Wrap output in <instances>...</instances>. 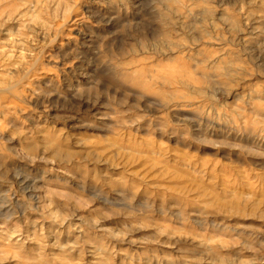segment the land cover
<instances>
[{
	"label": "rangeland",
	"instance_id": "374dc122",
	"mask_svg": "<svg viewBox=\"0 0 264 264\" xmlns=\"http://www.w3.org/2000/svg\"><path fill=\"white\" fill-rule=\"evenodd\" d=\"M10 86L0 264H264V0H0Z\"/></svg>",
	"mask_w": 264,
	"mask_h": 264
},
{
	"label": "bare ground",
	"instance_id": "6f19581e",
	"mask_svg": "<svg viewBox=\"0 0 264 264\" xmlns=\"http://www.w3.org/2000/svg\"><path fill=\"white\" fill-rule=\"evenodd\" d=\"M242 30V29H241ZM245 30V29H244ZM243 31V30H242ZM219 62V61H218ZM217 61H216V64L218 63ZM214 64H215V62H214ZM215 64V65H216ZM219 64V63H218ZM214 65V66H215ZM217 66H219V65H217ZM30 73L31 72H29V74L28 73H26V76H25V78H27V80H30V77L31 76H33V75H30ZM28 74V75H27ZM151 77V76H150ZM36 78H37V76H36ZM154 78H156V77H152L151 78V80L152 81H154V80H156V79H154ZM33 79H35V76H34V78H31V80H33ZM173 79V78H172ZM24 81H26V80H24ZM171 81H173V80H171L169 77H165V80H164V86L166 85V83H168V84H170L171 83ZM181 82V81H180ZM184 82V81H183ZM144 83L146 84H149L150 85V83L148 82V81H144ZM184 85V84H183ZM170 86H171V84H170ZM10 88H12V86H10V87H0V91L1 90H10ZM165 88V87H164ZM172 88V87H171ZM11 91V90H10ZM8 92V91H7ZM23 95V94H22ZM24 98V95L22 96V98L21 99H23ZM45 113L46 114H49V111L48 110H46L45 111ZM44 113V114H45ZM46 117V116H45ZM259 144V143H258ZM24 181H25V183H26V185H28V184H30V189L28 190V192L27 193H29V195L33 198V197H35L36 196V187L35 186H33V184L31 185V182L29 181V180H27V179H24ZM23 182V181H22ZM30 182V183H29ZM29 186V185H28ZM25 187V186H24ZM23 190V189H22Z\"/></svg>",
	"mask_w": 264,
	"mask_h": 264
}]
</instances>
